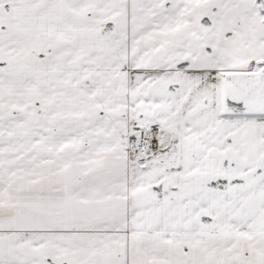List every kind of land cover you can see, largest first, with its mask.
I'll return each instance as SVG.
<instances>
[{
    "label": "snow or ice",
    "instance_id": "6c2138e0",
    "mask_svg": "<svg viewBox=\"0 0 264 264\" xmlns=\"http://www.w3.org/2000/svg\"><path fill=\"white\" fill-rule=\"evenodd\" d=\"M0 264H264V0H0Z\"/></svg>",
    "mask_w": 264,
    "mask_h": 264
}]
</instances>
